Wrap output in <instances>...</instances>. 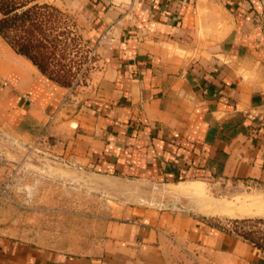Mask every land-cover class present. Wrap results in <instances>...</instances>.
I'll return each instance as SVG.
<instances>
[{"label":"crops","instance_id":"crops-1","mask_svg":"<svg viewBox=\"0 0 264 264\" xmlns=\"http://www.w3.org/2000/svg\"><path fill=\"white\" fill-rule=\"evenodd\" d=\"M45 1L72 15L91 65L63 86L0 35V131L66 166L153 183L110 200L77 247L24 236L0 206V264H264L263 249L155 192L264 187V0ZM2 187L0 169V203Z\"/></svg>","mask_w":264,"mask_h":264},{"label":"rangeland","instance_id":"rangeland-1","mask_svg":"<svg viewBox=\"0 0 264 264\" xmlns=\"http://www.w3.org/2000/svg\"><path fill=\"white\" fill-rule=\"evenodd\" d=\"M58 9L61 14L51 16V35L58 34L57 38L64 42V57L58 58V62L71 74L69 87L76 88L84 82L93 51L72 15ZM0 169L3 177L0 206L8 222L17 224L24 236L68 247H77L84 235L88 239L91 238L88 235L97 232V222L109 215L110 200L134 201L138 194H147L153 183L142 178H112L88 168L66 166L43 148L20 144L1 131ZM66 176L70 178L65 179ZM199 182L189 179L169 188L159 186L155 190L156 198L164 203L174 201L239 235L242 230H253L254 238L264 246L261 238H264V223L243 222L244 218L264 219L259 214L264 207V187L228 181ZM189 184L195 185V190L179 191ZM112 193H119L120 197H113ZM245 210L252 213L245 215Z\"/></svg>","mask_w":264,"mask_h":264},{"label":"trees","instance_id":"trees-1","mask_svg":"<svg viewBox=\"0 0 264 264\" xmlns=\"http://www.w3.org/2000/svg\"><path fill=\"white\" fill-rule=\"evenodd\" d=\"M54 13L61 14V11L48 3L0 0V35L16 52L29 58L48 78L60 85L70 86L69 70H65L63 64L58 62V58L64 57V42L57 38L58 34L51 35V16ZM243 222L264 223V219L244 218ZM239 233L257 248L264 250L262 242L259 243L254 238L253 230H242Z\"/></svg>","mask_w":264,"mask_h":264},{"label":"bare ground","instance_id":"bare-ground-1","mask_svg":"<svg viewBox=\"0 0 264 264\" xmlns=\"http://www.w3.org/2000/svg\"><path fill=\"white\" fill-rule=\"evenodd\" d=\"M190 186V187H189ZM196 186L195 185H186V186H183V188H180L182 189L181 191L182 192H189V191H192L193 189H195ZM262 214H264V210L261 212Z\"/></svg>","mask_w":264,"mask_h":264}]
</instances>
